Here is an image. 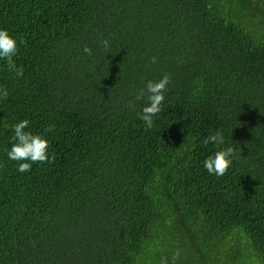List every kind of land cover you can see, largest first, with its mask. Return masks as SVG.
<instances>
[{
    "label": "trees",
    "instance_id": "16d2710c",
    "mask_svg": "<svg viewBox=\"0 0 264 264\" xmlns=\"http://www.w3.org/2000/svg\"><path fill=\"white\" fill-rule=\"evenodd\" d=\"M0 29L26 41L23 77L0 59V264H264V0H0ZM24 119L55 161L21 173Z\"/></svg>",
    "mask_w": 264,
    "mask_h": 264
},
{
    "label": "clouds",
    "instance_id": "9594fccd",
    "mask_svg": "<svg viewBox=\"0 0 264 264\" xmlns=\"http://www.w3.org/2000/svg\"><path fill=\"white\" fill-rule=\"evenodd\" d=\"M25 43L26 41L23 38L18 41L17 38L11 35L7 29H0V59L7 61L8 70L13 72L16 77H23L24 70L23 67H17L13 57H15L18 53L19 44ZM101 44L105 48L109 47V42L107 40H102ZM83 51L88 55L92 54V49L88 46H85ZM151 62L156 63V57H153ZM170 82V76L165 74L160 80H150L146 85L147 99L149 103L143 107L139 118L149 129L153 127V118L162 111V104L165 100L164 93L167 91V87ZM8 95V90L4 87H0V99H6ZM144 96L145 90H141L135 99L140 100ZM129 107H135V105L130 102ZM29 123V120L24 119L12 127L11 130L14 133V140L16 142L12 144L11 149L7 152L9 160L30 161V163L23 162L19 164L18 171L21 173L30 171L33 164L53 163L55 161V153L49 157V140L41 134H34L31 131H25V129L28 128ZM0 127L6 128V122L3 121ZM53 130L54 126L50 125L45 128L44 131L51 132ZM210 142L216 145H224L225 137L220 131H217L215 134L210 135L203 141L205 145ZM236 158V149L229 146L223 148L222 150H218L214 153V155L209 156L203 162L204 168L209 174L223 176L227 173ZM2 167H4V165L0 164V168ZM179 255V251L173 254L172 264H175ZM161 264H169L167 257L161 260Z\"/></svg>",
    "mask_w": 264,
    "mask_h": 264
}]
</instances>
